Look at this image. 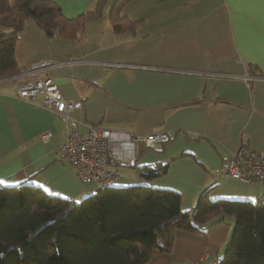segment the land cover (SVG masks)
<instances>
[{
    "label": "crops",
    "instance_id": "1",
    "mask_svg": "<svg viewBox=\"0 0 264 264\" xmlns=\"http://www.w3.org/2000/svg\"><path fill=\"white\" fill-rule=\"evenodd\" d=\"M51 1L65 16L76 17L97 0ZM113 1H106L101 17L87 18L73 38L58 32L48 37L33 19L24 21L14 47L17 67L49 64L22 78L0 79V178L9 182L3 185L27 180L67 199L100 188L82 182L60 159L58 148L69 133L63 116L40 96L16 95L21 79L49 76L63 96L81 99V108L73 111L79 132L93 124L170 137L152 148L135 142L133 163L111 166L119 174L114 186L175 190L182 210H191L209 187L211 198L264 201V181L245 183L219 172L239 144L264 153V0H129L120 14L136 24L122 33L109 20ZM45 131L50 135L43 140ZM166 162V172L151 180L137 176L140 165ZM201 226L204 233L176 230L171 250L156 252L145 264L216 263L230 240L233 218Z\"/></svg>",
    "mask_w": 264,
    "mask_h": 264
},
{
    "label": "trees",
    "instance_id": "2",
    "mask_svg": "<svg viewBox=\"0 0 264 264\" xmlns=\"http://www.w3.org/2000/svg\"><path fill=\"white\" fill-rule=\"evenodd\" d=\"M106 1L67 17L51 0H0V78L21 72L14 47L26 19L48 37L58 32L73 38L87 18L101 17ZM127 1L111 5L115 33L136 24L120 14ZM167 165H140L137 176L151 180ZM209 191L200 193L191 210H182L177 191L143 184L100 187L79 199L47 194L27 180L0 185V264H145L156 252L171 250L176 230L204 233L201 224L225 216L234 226L214 264H264V201L211 198Z\"/></svg>",
    "mask_w": 264,
    "mask_h": 264
},
{
    "label": "built area",
    "instance_id": "3",
    "mask_svg": "<svg viewBox=\"0 0 264 264\" xmlns=\"http://www.w3.org/2000/svg\"><path fill=\"white\" fill-rule=\"evenodd\" d=\"M48 64L49 61L32 64L26 72L32 73ZM18 85V96L23 98L41 96L44 105L63 116L69 133L58 148L59 156L75 170L82 182H95L100 187L113 186L118 179V173L111 166L131 161L134 157L135 142H142L147 148H152L156 143L168 140V134L165 132L150 133L146 136L131 135L93 124H88L85 132H79L78 121L73 117V111L81 108V99L63 96L57 84L49 76L27 78ZM49 135L50 132L46 131L41 134V138L45 140ZM219 171L227 177L245 183L253 180L264 181V153L253 151L246 144H239L227 159L221 161ZM190 264L202 263L198 261Z\"/></svg>",
    "mask_w": 264,
    "mask_h": 264
},
{
    "label": "rangeland",
    "instance_id": "4",
    "mask_svg": "<svg viewBox=\"0 0 264 264\" xmlns=\"http://www.w3.org/2000/svg\"><path fill=\"white\" fill-rule=\"evenodd\" d=\"M109 6H110V4H109ZM110 8V7H109ZM33 64H35V63H33ZM118 63L117 62H108V63H106V65L107 66H110V67H115V68H126V67H130V68H133V66L134 65H132V64H126L125 66H118L117 65ZM32 65V64H31ZM30 65V66H31ZM29 66V67H30ZM15 75H21V78L22 77H24V76H26L27 75V72H26V70H23V71H21V72H19V73H17V74H14V75H11V76H9V77H12V76H15ZM6 79L7 77H3V78H0V79ZM25 79H27V78H24V79H21L18 83H17V87H16V95H17V88H18V84L21 82V81H23V80H25ZM18 96V95H17ZM18 97H20V96H18ZM35 97H37V96H35ZM35 97H32V98H24V99H27V100H32L33 98H35ZM41 97V96H40ZM20 98H23V97H20ZM42 98V97H41ZM52 109V108H51ZM46 132V131H45ZM44 133V132H43ZM42 133V134H43ZM101 187H106V186H101Z\"/></svg>",
    "mask_w": 264,
    "mask_h": 264
},
{
    "label": "snow or ice",
    "instance_id": "5",
    "mask_svg": "<svg viewBox=\"0 0 264 264\" xmlns=\"http://www.w3.org/2000/svg\"><path fill=\"white\" fill-rule=\"evenodd\" d=\"M9 183L7 180L0 178V185Z\"/></svg>",
    "mask_w": 264,
    "mask_h": 264
},
{
    "label": "bare ground",
    "instance_id": "6",
    "mask_svg": "<svg viewBox=\"0 0 264 264\" xmlns=\"http://www.w3.org/2000/svg\"><path fill=\"white\" fill-rule=\"evenodd\" d=\"M59 153V152H58ZM60 157V156H59ZM133 160V158H132ZM65 163V162H64ZM129 162L125 163V164H128ZM118 164H122V163H118ZM220 172V171H219ZM118 173V172H117ZM224 175V174H223ZM225 176V175H224ZM118 177H119V174H118ZM190 264V263H189ZM203 264V263H202Z\"/></svg>",
    "mask_w": 264,
    "mask_h": 264
},
{
    "label": "water",
    "instance_id": "7",
    "mask_svg": "<svg viewBox=\"0 0 264 264\" xmlns=\"http://www.w3.org/2000/svg\"><path fill=\"white\" fill-rule=\"evenodd\" d=\"M131 163H133V162L131 161Z\"/></svg>",
    "mask_w": 264,
    "mask_h": 264
}]
</instances>
